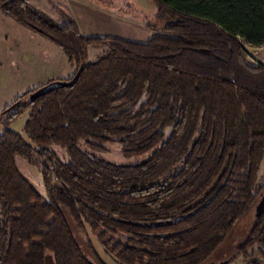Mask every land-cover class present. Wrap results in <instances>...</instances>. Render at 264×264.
I'll return each instance as SVG.
<instances>
[{
  "label": "trees",
  "instance_id": "trees-1",
  "mask_svg": "<svg viewBox=\"0 0 264 264\" xmlns=\"http://www.w3.org/2000/svg\"><path fill=\"white\" fill-rule=\"evenodd\" d=\"M152 1L163 27L147 25L137 42L86 36L71 18L58 25L27 0H0L62 50L73 76L83 69L32 103L38 87L25 92L0 119L28 110L26 139L0 132V264H105L91 236L117 264H204L259 200L264 65L246 63L242 42L264 46V0ZM91 48L105 51L89 61ZM107 143L143 160L100 157ZM17 158L37 168L43 195ZM236 255L264 264V212Z\"/></svg>",
  "mask_w": 264,
  "mask_h": 264
},
{
  "label": "rangeland",
  "instance_id": "rangeland-1",
  "mask_svg": "<svg viewBox=\"0 0 264 264\" xmlns=\"http://www.w3.org/2000/svg\"><path fill=\"white\" fill-rule=\"evenodd\" d=\"M29 6L35 11L47 16L53 22L58 25L63 24L67 19L71 18L75 22L72 15L65 9V2L68 0H27ZM39 1L40 3H37ZM78 2L86 5L100 6L106 10L113 12L114 14L129 19L133 24L132 32L133 39L118 36L125 40L145 42L151 34V31L146 27L147 25L153 26L156 29L163 27V24L158 22L156 18V7L152 0H77ZM79 8V6H78ZM8 19L12 21L10 26ZM76 23V22H75ZM23 27V28H22ZM16 22L14 19L5 15L0 9V113L10 106L11 103L25 92L37 88L39 80L51 78L52 75H57L63 68L62 58H67L62 50L36 31L29 29ZM25 29V30H24ZM28 31V32H25ZM25 33H30L29 36ZM31 33H34L38 38L32 40ZM245 53V61L251 66L264 65V46L252 47L242 42ZM27 51L31 56V51L35 50L38 61L31 62L21 58V52ZM104 48H91L88 52V60L93 61L99 58L103 53ZM44 56V60L40 58ZM31 59V57H29ZM69 62V61H68ZM70 63V62H69ZM71 64V63H70ZM73 73L67 79H55L67 81L71 78L75 72V66ZM41 87V86H40ZM9 113V112H8ZM0 114V119H4L8 114ZM28 116V110L22 109L21 113L15 117L0 122V132L5 129L11 130L20 134L26 139L24 133V124ZM51 149L61 159L66 161L67 155L64 149L58 146H52ZM97 154L109 161L129 164L137 163L143 160L142 158H127L121 153L119 144L107 143L103 145V150L98 151ZM17 166L26 179H28L36 188L40 194H44V189L41 183V177L34 165H30L27 162L17 158ZM258 182H264V156L260 163V167L257 174ZM68 226L73 233L77 243L82 250L88 254L89 252L86 246L85 236L82 231L79 230L74 222L70 219L67 213H64ZM254 208L247 213L228 234L225 241L216 250L213 256L210 258L215 264L222 262L224 264H248V260H245L242 255H236L238 247L243 245L249 234L253 222H254ZM95 250L98 252L100 258L105 264H117V262L104 252L100 243L94 236H91ZM257 247L253 246L248 249L250 254L251 250H256ZM89 258V257H88ZM91 260V259H89Z\"/></svg>",
  "mask_w": 264,
  "mask_h": 264
},
{
  "label": "crops",
  "instance_id": "crops-1",
  "mask_svg": "<svg viewBox=\"0 0 264 264\" xmlns=\"http://www.w3.org/2000/svg\"><path fill=\"white\" fill-rule=\"evenodd\" d=\"M37 3H40L39 1H36ZM65 9L72 15L74 18L79 30L83 35L86 36H109V37H118L123 36L126 39L131 38L133 39V32H132V26L133 25L129 19L120 17L113 12L106 10L104 8H101L100 6L96 9L92 8L93 6L89 5L86 6L77 0H68L65 2ZM79 6V8H78ZM10 26H12V21L8 19ZM19 24V23H18ZM23 28V27H22ZM25 28V27H24ZM25 30V29H24ZM28 32V31H25ZM29 36L28 33H25ZM32 40L35 39L38 41V37L34 35V33H31ZM33 54L30 56L27 51L21 52V58L25 59L26 61L33 60L36 62L38 61L37 54L35 50L31 51ZM31 57V59L29 58ZM44 57V56H43ZM42 56V58L44 60ZM63 68L60 70L57 75H52L51 78H46L45 80L41 79L37 83V86H43L47 82L55 79H67L74 71V67L66 61L65 58H62Z\"/></svg>",
  "mask_w": 264,
  "mask_h": 264
},
{
  "label": "water",
  "instance_id": "water-1",
  "mask_svg": "<svg viewBox=\"0 0 264 264\" xmlns=\"http://www.w3.org/2000/svg\"><path fill=\"white\" fill-rule=\"evenodd\" d=\"M82 70H83L82 67H80L78 71L75 73V75L73 76V78L69 81L54 80L41 87H38L31 94L28 95V98H27L28 101L32 103L39 97H42L53 90L72 87L78 80ZM14 107L15 105L10 106L9 108L5 109L2 112V114H6L10 112ZM263 212H264V191L262 192V194L259 197V200L254 206V218L258 219L263 214ZM89 264H94V263L89 261Z\"/></svg>",
  "mask_w": 264,
  "mask_h": 264
},
{
  "label": "flooded vegetation",
  "instance_id": "flooded-vegetation-1",
  "mask_svg": "<svg viewBox=\"0 0 264 264\" xmlns=\"http://www.w3.org/2000/svg\"><path fill=\"white\" fill-rule=\"evenodd\" d=\"M204 264H215L211 259L205 262ZM219 264H224L222 262H219Z\"/></svg>",
  "mask_w": 264,
  "mask_h": 264
}]
</instances>
